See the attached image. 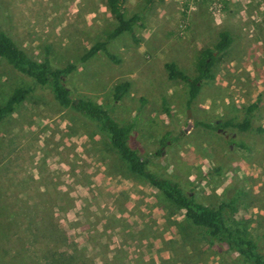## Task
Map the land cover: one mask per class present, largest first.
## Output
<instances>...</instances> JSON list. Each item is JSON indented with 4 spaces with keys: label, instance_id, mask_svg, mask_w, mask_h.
Instances as JSON below:
<instances>
[{
    "label": "rangeland",
    "instance_id": "374dc122",
    "mask_svg": "<svg viewBox=\"0 0 264 264\" xmlns=\"http://www.w3.org/2000/svg\"><path fill=\"white\" fill-rule=\"evenodd\" d=\"M145 6L124 1L126 16ZM0 14L33 59L77 66L66 79L72 99L131 124L128 143L152 173L210 207L234 200L229 224L264 256V0H153L137 42L129 33L108 42L118 63L104 52L80 61L116 26L106 0H0ZM220 30L233 42L188 104V85L165 64L195 77ZM19 86L31 93L0 124V264H247L130 172L92 122L0 59V104ZM255 102L252 130L216 127L241 122Z\"/></svg>",
    "mask_w": 264,
    "mask_h": 264
},
{
    "label": "trees",
    "instance_id": "16d2710c",
    "mask_svg": "<svg viewBox=\"0 0 264 264\" xmlns=\"http://www.w3.org/2000/svg\"><path fill=\"white\" fill-rule=\"evenodd\" d=\"M124 1L106 0L107 8L116 21V26L107 34L104 40L97 41L88 48L80 59L81 63L86 62L99 52H104L113 63H118L117 57L107 49L108 42L125 33L131 34L133 41L137 42L133 34L134 28H145V12L153 0H146L144 9L130 16L125 14ZM3 26L4 19L3 15L0 14L1 60L15 71L31 78L35 84L47 87L59 108L63 110L70 109L92 122L98 133L107 139L111 149L126 164L128 170L146 180L176 207L182 209L185 217L193 225L203 229L207 237L237 253L247 264H264V256L259 253L256 241L243 228L229 224L225 216V209H228L230 213L235 212L234 200L229 203H221L217 207H210L197 202L192 194L185 192L179 182L152 173L148 169L147 161L142 159L128 143L132 130L131 124H119L107 110L92 100L72 99L71 90L66 84V79L76 71V65L68 64L64 67H57L49 60L48 56L40 61L33 59L23 48L18 46L15 40L3 29ZM232 42V34L227 30H220L214 46L205 48L200 52L195 63L196 76L193 78L179 70L175 63L168 62L165 64L167 76L170 80H181L188 85V104H191L197 97L202 84L211 82L214 79L213 68L215 62L218 60L219 55L231 46ZM128 88V83L115 86L114 101H119ZM31 90L30 87L19 86L8 94L6 100L0 104V124L7 115L14 112L15 108L25 101ZM257 105L258 103L255 102L248 107L241 122L235 123L227 120L216 125V127H232L241 132L252 130L253 111L257 108ZM198 125L206 129H213L211 125L206 123L200 122ZM258 131H261V129H258ZM161 144L165 145L166 141H162ZM160 152L159 150L157 153L160 154Z\"/></svg>",
    "mask_w": 264,
    "mask_h": 264
},
{
    "label": "water",
    "instance_id": "95a60500",
    "mask_svg": "<svg viewBox=\"0 0 264 264\" xmlns=\"http://www.w3.org/2000/svg\"><path fill=\"white\" fill-rule=\"evenodd\" d=\"M186 131H187V129L184 130V132H186Z\"/></svg>",
    "mask_w": 264,
    "mask_h": 264
}]
</instances>
